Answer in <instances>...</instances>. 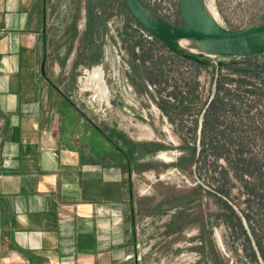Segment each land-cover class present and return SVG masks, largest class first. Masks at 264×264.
Here are the masks:
<instances>
[{
  "label": "rangeland",
  "instance_id": "obj_1",
  "mask_svg": "<svg viewBox=\"0 0 264 264\" xmlns=\"http://www.w3.org/2000/svg\"><path fill=\"white\" fill-rule=\"evenodd\" d=\"M65 1L66 9L75 12L81 0ZM82 1L83 16L71 18L78 29L69 23L61 34L55 30L53 52L70 53L76 34L77 63L85 67L82 81L78 79L82 90L75 93L69 67L63 85L69 87L79 115L114 136L117 148L127 154L135 204L132 261L264 264V87L259 97L245 95L238 118L220 116L228 126L225 133H214L220 141L218 157L201 133L203 109L216 97L219 74L237 78L223 64L245 57L202 52L192 41H180V50L208 67L196 68L156 43L123 0ZM202 1L215 9L217 21L227 29L264 24V0ZM140 2L161 20L183 25L178 0ZM255 59L264 62V55ZM195 77L200 87L190 94L188 84L193 86ZM223 136H232V143Z\"/></svg>",
  "mask_w": 264,
  "mask_h": 264
},
{
  "label": "crops",
  "instance_id": "obj_2",
  "mask_svg": "<svg viewBox=\"0 0 264 264\" xmlns=\"http://www.w3.org/2000/svg\"><path fill=\"white\" fill-rule=\"evenodd\" d=\"M65 2L0 0V264H136L127 154L63 85L82 90L76 34L53 52L84 14Z\"/></svg>",
  "mask_w": 264,
  "mask_h": 264
},
{
  "label": "water",
  "instance_id": "obj_3",
  "mask_svg": "<svg viewBox=\"0 0 264 264\" xmlns=\"http://www.w3.org/2000/svg\"><path fill=\"white\" fill-rule=\"evenodd\" d=\"M123 1L131 17L144 31L162 42L168 50L185 59L205 64L197 56L180 50L179 42L183 40H197L215 45L223 51L219 54L214 52L212 54L220 56L251 57L264 55V24L243 30L227 29L205 13L200 4L201 2L205 6L202 0H178L183 22L180 27L171 25L159 17L160 22L149 19L143 12V7H146L140 0Z\"/></svg>",
  "mask_w": 264,
  "mask_h": 264
},
{
  "label": "trees",
  "instance_id": "obj_4",
  "mask_svg": "<svg viewBox=\"0 0 264 264\" xmlns=\"http://www.w3.org/2000/svg\"><path fill=\"white\" fill-rule=\"evenodd\" d=\"M148 35L152 37V39L156 43H160L162 45L161 46L162 48L164 49L167 48L158 39L151 36L150 34ZM175 56L178 57L179 55L178 56L175 55ZM258 56L260 55L245 57L242 59V62L233 61L230 63L223 64L225 68L227 70H230L233 75L237 76V78H234L232 75L219 74L218 81L215 84L217 91L216 97L212 102H210L207 105L206 108L203 109L204 118L202 121L201 133L202 136L209 137L207 138V144L205 143V146H207L210 150L213 151L215 157H218L219 156L218 153H220L219 152L220 141H219V136L218 137L215 136L214 133H216V131L218 130H223L222 133H225V126H226L224 125V122H221L220 116L226 115L228 118H233V119L238 118L242 113L241 111L239 112V109L243 108L242 107L243 104H240V102L241 103L244 102L245 95H253L259 97L261 94V90L264 87V62H260L261 60L257 61V59L255 58H257ZM182 58L178 57L179 60L184 62H189L194 66H196V68L199 67L208 68L205 65ZM182 75L183 74H181V76ZM197 79L198 78L195 77V79L193 80V86H191V84H188L189 87L191 88L189 89L190 94L193 91L197 92V90L200 87V84ZM259 85L261 86L258 87ZM167 103L168 105L171 104L170 102ZM178 104H181L180 100ZM178 109L180 110V108ZM249 114L250 112L247 111L246 117L248 118V122L251 121V118L248 116ZM259 115L262 116L261 110L259 111ZM232 125L229 126L228 130L232 129ZM223 138L229 140V143H232L233 141L232 136H223Z\"/></svg>",
  "mask_w": 264,
  "mask_h": 264
},
{
  "label": "bare ground",
  "instance_id": "obj_5",
  "mask_svg": "<svg viewBox=\"0 0 264 264\" xmlns=\"http://www.w3.org/2000/svg\"><path fill=\"white\" fill-rule=\"evenodd\" d=\"M203 10L205 11V13L211 18L213 19L214 21L218 22L217 21V14L215 12V9H213V7L211 6H203V4L200 2ZM143 12L145 13V15L153 20V21H156V22H160V19L155 16L151 11H149L148 9L144 8L143 7ZM192 44L195 45V47H198L200 49V51H208V52H211V53H221L223 50L215 45H212L210 43H204V42H200V41H197V40H192ZM182 44V43H181ZM193 45V46H194ZM192 51V50H191ZM193 52V51H192ZM199 52V51H198ZM201 52V53H202ZM189 53V52H188ZM203 54V53H202Z\"/></svg>",
  "mask_w": 264,
  "mask_h": 264
}]
</instances>
